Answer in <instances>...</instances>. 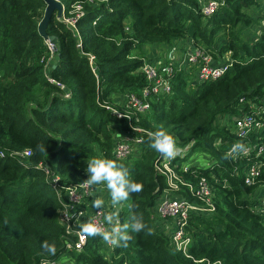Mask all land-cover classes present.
<instances>
[{"label": "trees", "instance_id": "obj_1", "mask_svg": "<svg viewBox=\"0 0 264 264\" xmlns=\"http://www.w3.org/2000/svg\"><path fill=\"white\" fill-rule=\"evenodd\" d=\"M62 1L65 14L71 15L72 5L86 0ZM261 6L262 0H224L204 20L198 0L85 2L86 13L76 22L78 34L55 11L46 32L57 38L59 59L47 77L45 67L52 53L38 27L46 2L0 0V148L7 152L6 157L0 156V264H40L65 255L77 264H207V260L264 264V214L256 211L252 199L264 184V128L242 138L225 124V116L250 112L251 105L260 104L264 96V32L253 42L242 36L246 29L259 27V18L264 19L259 14ZM256 13L261 17H253ZM191 37L216 58L230 52L233 65L222 77L197 89L189 86L184 73H177L172 93L154 100L148 114L133 120L150 132L195 126L188 141L193 144L191 154L197 151L211 158L209 167L193 166L186 173L196 188L201 177L209 180L216 206L210 215L195 213L189 218L188 257L155 215L167 182L150 161L155 150L148 146L147 133H141L140 155L118 159L113 150L121 130L113 140L103 119L95 121L88 110L101 118L108 113L101 104H114L116 95L139 92L147 84L140 72L145 47H164ZM89 55L95 56L96 73ZM62 86L71 92L68 98ZM108 117L126 121L109 113ZM238 144L244 148L258 144L263 152L249 157L229 155ZM37 145L45 150L39 151ZM26 149L32 151L29 157L10 156ZM88 158L118 161L143 186L120 206V219L121 224L127 223L136 214L146 228L140 233L130 231L127 245L114 247L108 257L100 249L99 237H89L80 251L66 248L65 240L74 241L76 235L61 222L63 204L45 169L38 166L49 164L61 176L60 184L70 186L88 178ZM253 165H259L260 174L249 185L246 171ZM176 195L204 203L188 187ZM45 240L55 245V255L43 251Z\"/></svg>", "mask_w": 264, "mask_h": 264}, {"label": "built area", "instance_id": "obj_2", "mask_svg": "<svg viewBox=\"0 0 264 264\" xmlns=\"http://www.w3.org/2000/svg\"><path fill=\"white\" fill-rule=\"evenodd\" d=\"M100 1L105 0H86L84 2H77L72 5L70 10L71 15L65 14V7L63 8L62 21L65 22L76 34H78V28L76 22L78 18L83 16L85 11V2L89 4L97 5ZM201 6V13L204 16L213 15L220 6L224 3V0H199ZM259 14H264V0H262V6L259 8ZM259 36L255 39L258 41L261 39V35L264 32V23L259 24V27L255 30ZM187 39L188 43L184 46L180 45V41ZM50 50L54 51L56 45L53 42H48ZM155 45V44H154ZM151 46L144 48L143 56L140 57L144 60L140 72L146 77L147 84L139 91H126V93L116 95L114 104L107 105L104 103L102 106L112 111L114 115H117L120 119L127 121L129 133L125 132V129H121L115 137V147L113 150L114 155L118 159H125L128 156H138L142 153L141 143L143 137L141 133H149L147 129L143 128L139 123L133 122L135 119L137 122L141 119V116L146 115L152 109V103L154 100L168 96L172 93L173 78L179 72L184 73L188 78V84L190 87L197 89L198 85L204 82L216 80L222 77L229 68L233 65V58L230 52H226L220 58H216L213 54L207 51L202 45H200L194 38H183L173 43L168 48L167 46ZM90 65L93 71L96 73L95 56L89 55ZM190 75H194L193 80L190 79ZM260 104L253 103L251 105L250 112H242L235 115L231 125L234 128V132L242 138H246L252 132H257L264 128V96L259 99ZM240 102H245L243 98ZM125 109H127L125 111ZM227 118V117H226ZM225 118V119H226ZM133 127L136 129L134 131ZM134 134V135H132ZM188 145L176 146L177 155L172 158H166L158 154L155 159L156 170L159 174L166 178L167 188L164 191L156 206L157 219L160 223H163L164 230L172 232V241L175 243L177 249L183 250L188 257L187 248L191 243V237L186 232V226L189 224V218L192 214L203 213L211 214L215 211L216 206L212 200L213 190L212 185L206 177H201L198 181V187H194L192 182L186 179V173L190 172L193 166L196 167H209V161L200 162V158L194 156L196 159L188 164H179V160H188L186 155L181 154L180 150L187 148ZM234 146L232 147V149ZM237 157H249L253 154L260 156L263 152V147L258 144L248 145L243 152L237 150L232 152ZM32 154L30 149H26L22 152L13 151L10 156L15 158H26ZM7 152L0 148V156L6 157ZM174 159V160H173ZM40 167L45 169V173L48 181L53 189L56 191L58 200L63 204V209H60V220L67 228V231L73 232L76 235V240H65L64 244L69 250H82L89 236H83L79 234V228L73 229V226L78 227L80 223L85 222L89 217H94L97 223L107 226L104 220V215L113 211L111 201L108 198L106 187L101 185L94 189V195L101 196L105 201L103 210H98L92 206L93 195L85 192L81 186L80 181L70 186H63L59 180L61 176L55 174L49 164L39 163ZM259 165H253L246 171V183L253 184L260 172ZM193 173V172H192ZM188 187L193 196L204 201V203H195L190 200L176 195L177 192L183 188ZM253 200L255 203V209L258 213L264 214V197L261 200ZM123 205V204H122ZM121 206V205H120ZM119 206V208H120ZM120 219V212H119ZM121 222V219H120ZM106 248L109 253L114 250V247H109L102 240L100 249ZM113 249V250H111ZM202 262L205 260H195ZM43 264H77L74 258L70 255L62 260H44ZM42 262L40 264H42ZM207 264H221L220 262L212 263L207 260Z\"/></svg>", "mask_w": 264, "mask_h": 264}, {"label": "clouds", "instance_id": "obj_3", "mask_svg": "<svg viewBox=\"0 0 264 264\" xmlns=\"http://www.w3.org/2000/svg\"><path fill=\"white\" fill-rule=\"evenodd\" d=\"M133 129L136 131L134 127ZM147 138L148 146L161 154V156L172 158L177 155L174 137L163 129L147 133ZM54 139L60 140L59 138ZM37 148L39 151L45 150L41 145H37ZM237 150L243 152L245 149L242 144H238L234 146L232 152ZM86 163L85 172L88 178L82 182L81 186L85 192L93 195L92 206L98 210H103L105 201L101 196L94 195V189L104 185L110 196L113 211L104 215L107 226L97 223L94 217H89L85 222L78 225L79 234L93 238L99 237L110 247L126 246L132 238L129 232L140 233L146 228V225L143 222V218L136 214L131 215L129 222L121 224L119 206L127 201L131 194L142 191L143 186L132 179L128 169L116 160L88 158ZM41 247L44 252L50 255L56 254L55 245L50 244L47 240L43 241Z\"/></svg>", "mask_w": 264, "mask_h": 264}, {"label": "rangeland", "instance_id": "obj_4", "mask_svg": "<svg viewBox=\"0 0 264 264\" xmlns=\"http://www.w3.org/2000/svg\"><path fill=\"white\" fill-rule=\"evenodd\" d=\"M60 2H61L62 4L64 3L62 0H60ZM198 2H199V0H198ZM63 6H64V4H63ZM46 7H47V4H46ZM174 8L176 9L177 6H174ZM58 12H59V11L57 10V15H58ZM205 17H206V16L203 17L204 20H206ZM253 17H255V18H259V17H261V16L259 15V17H258V13H256L255 16H253ZM45 20H46V9H45L44 16L39 20V25H38V27H39V29H40L41 31H43L42 28L44 27V22H45ZM61 20H62V19H61ZM259 22H260L259 24H263V23H264V19L259 18ZM242 36H243L244 40H247V41H249V42H253V41L259 36V34H258L257 32H255V28L250 27V28L246 29V30L243 32ZM45 40H46V39H45ZM56 40H57L56 37H55V39H53V40H51V41H49L48 39L46 40L47 43H48V42H53V43L56 45V49H55L54 51L51 50L52 55H51V57H50V59H49L47 65H46V67H45V74H46L47 77H50L51 67L53 66V64H56L57 60L59 59V58H58V51H59V48H60V47H58L59 44H57L58 42H56ZM187 43H188V40H187V39H184V40L180 41V45H182V46L186 45ZM172 45H173V44H169V45H167V47L170 48ZM48 46H49V44H48ZM133 54H134L135 56L139 57V54L136 53L135 51H134ZM189 77H190L191 80H193V79L195 78L194 75H190ZM187 82H188V78H187ZM62 87H63V89H65V97L68 98L67 96L71 95V92L69 91V89L66 88V86H65V87L62 86ZM124 93H126V92H125V91L122 92V94H124ZM106 103H107V105H110V104H111V103H108V102H106ZM100 104H101V103H100ZM102 105H103V104H101V106H102ZM106 110L108 111L109 114L114 115V114L112 113V111H110V110H108V109H106ZM126 110H127V109H125V111H126ZM108 113H107V114L104 113L103 117L99 118L98 115L96 114V112H91L90 109L88 110V114H89V115H92L93 118L95 119V121L98 122L100 119H103L105 129H106V131H110V130H111V133H112V135H113V140H114L115 132H116L117 130L125 129V132H126V133H129L128 125H127V121H125V122H124V121H121V120L118 121V122L111 121V120H109ZM235 115H236V114H235ZM235 115L225 116V118L227 117V118L225 119V124L228 122L229 119L233 120V117H234ZM114 116L116 117L117 115H114ZM110 121H111V122H110ZM109 122H110V123H109ZM105 123H106V125H105ZM108 123H109V124H108ZM112 126H115V130H112V128H114V127H112ZM163 130L166 131L168 134L174 136L175 141H176V146H183V145H186V144H183V143H187V145H188L187 148H183L182 150H180L181 154L186 155V157H188V160H186V161H185V160H179L178 163H179L180 165H181V164H184V165H185V164H188V163H190V162L195 161L196 159H193L194 156H198V158H200V162L209 161V159H211L209 155L204 154V153H203V154H200V153L197 152V151H194V153L191 154V149L193 148V147H192L193 144H192V143H189L188 141H190V140H189V137H190V135L194 132V130H195V126H194V127H185V128H182V129H180L179 127L176 128V127H174V126H167V128L164 127ZM132 135H134V134H132ZM181 144H182V145H181ZM158 154H159V153L155 151V156H151V157H150V161H153V162H154L153 164H154V166H155V169H156L155 159H156V157H157ZM173 160H174V159H173ZM156 171H157V170H156ZM263 197H264V184H262V185L259 186V188H258V189L256 190V192L254 193L252 199H253V200H259V201H260L261 198H263ZM259 201H258V202H259ZM156 214H157V212L155 213V215H156ZM109 247H110V246H109ZM111 250H113V249H111ZM102 251H105V255H106L107 257L110 256V253H109V251L106 250V248H103Z\"/></svg>", "mask_w": 264, "mask_h": 264}, {"label": "water", "instance_id": "obj_5", "mask_svg": "<svg viewBox=\"0 0 264 264\" xmlns=\"http://www.w3.org/2000/svg\"><path fill=\"white\" fill-rule=\"evenodd\" d=\"M47 4V7H46V20L44 22V27L42 28L43 31H41L39 29V32L40 34L44 37V39H55V36L53 35H48L47 32H46V27H47V23H48V20L50 18V16L55 12V11H59L58 12V15H57V18L58 19H61L62 16H63V4L60 2V0H44ZM47 42V41H46ZM56 64L53 65V68H55Z\"/></svg>", "mask_w": 264, "mask_h": 264}, {"label": "bare ground", "instance_id": "obj_6", "mask_svg": "<svg viewBox=\"0 0 264 264\" xmlns=\"http://www.w3.org/2000/svg\"><path fill=\"white\" fill-rule=\"evenodd\" d=\"M49 41H51V39H48Z\"/></svg>", "mask_w": 264, "mask_h": 264}]
</instances>
